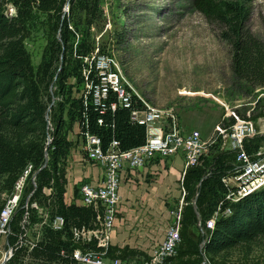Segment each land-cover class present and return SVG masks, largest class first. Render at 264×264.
Segmentation results:
<instances>
[{
    "label": "trees",
    "instance_id": "16d2710c",
    "mask_svg": "<svg viewBox=\"0 0 264 264\" xmlns=\"http://www.w3.org/2000/svg\"><path fill=\"white\" fill-rule=\"evenodd\" d=\"M252 1L193 0V7L209 23L216 24L220 39L228 43L233 76L252 87H264V43L253 36L248 26ZM9 5L15 9L12 17L6 13ZM98 7V0H0V210L4 204L1 196L10 195L29 169L27 175L30 181L34 178L35 185L30 182L23 191L10 223L8 243L13 245L17 240L25 199L34 190L29 205L37 202L45 207L48 202L50 218L58 215L65 221L62 232L44 228L41 241L31 251L46 264L60 257L61 250H68L69 240L62 241V234L70 238L71 226H89L94 217L90 208L64 203L66 160L73 147L66 138L67 128L77 123L81 134L87 131L101 139L103 150L113 138L120 142L121 150L144 142V128L130 123L128 110L109 112L103 116L104 125L98 126V112L89 101L84 104L86 79L82 73L87 67L84 59L91 57L94 47L83 37L77 44L71 42L76 35L72 28L83 26L82 15L87 19L86 26L91 25ZM34 14L46 18L48 34L36 68L24 47L29 36L28 24ZM70 78L75 84L67 86ZM91 78L90 73L88 79ZM80 85L83 89H76L74 95L72 89ZM52 86L56 89L53 93L49 91ZM263 117L264 112H259L249 120L255 122ZM263 140L264 136L255 137L245 145L246 151L253 153ZM234 160V153L213 149L200 166L186 170L179 183L185 191V205L181 212L180 244L173 264L198 263L201 244L210 260L217 259L224 264L230 260L226 257L230 250L247 249L264 239V188L232 204L231 214L218 217L212 230L205 226L224 196L221 178L232 169ZM29 212L33 224L37 220L32 209ZM198 223L203 233L194 232ZM23 251H26L23 247L17 248L9 264H16ZM138 254L141 253L126 246L108 249L110 258L124 259Z\"/></svg>",
    "mask_w": 264,
    "mask_h": 264
},
{
    "label": "built area",
    "instance_id": "2783aa9c",
    "mask_svg": "<svg viewBox=\"0 0 264 264\" xmlns=\"http://www.w3.org/2000/svg\"><path fill=\"white\" fill-rule=\"evenodd\" d=\"M7 12V15L12 17L15 14L14 7L7 6ZM84 62L87 64L82 73L86 79L84 104L89 101L88 103L98 112L97 125H104L103 116L109 112L114 113L117 109L128 110L130 123L144 128V142L128 150H121L120 142L113 138L103 150L99 137L87 131L83 134L79 133L85 142L84 158L101 168L102 174L97 185L79 184L75 195L65 204L90 208L94 217L89 226H71L70 238L62 234V241L69 240L66 246L68 250H61V256L50 264H173L180 244L181 212L185 205V191L182 188L176 205L167 204L168 214L162 226L155 227V233L151 236L150 250L147 253L124 259L108 256L111 234L121 201L119 194L121 172L124 169L130 171L144 169L156 159L166 161L180 156L183 162L181 172L178 174L180 183L186 170L200 166L213 149L234 153L232 169L221 178L225 190L224 196L217 203L211 218L205 223L206 228L212 230L218 217H227L231 214L232 204L264 188V140L251 154L245 149V145L252 139L264 136V126L262 130H256L249 118L234 117L231 121L223 117L206 139L197 131L187 133L182 129L180 119L173 109L154 107L141 97L115 56L107 53L92 54L90 58H85ZM90 73L93 78L88 79ZM21 179L22 177L15 184L10 195L4 194L7 197L3 199L4 204L0 210V249L7 247L2 253L3 259L0 260V264H9L13 260L15 250L22 247L25 237V232L20 229L13 245H9L7 239L11 234L10 223L23 190ZM32 185L35 184L32 182ZM33 193L34 190L28 194V199ZM29 208L32 209L37 220L32 226L35 225L39 229L40 241L44 228H49L52 232L63 231L65 225L63 217L48 216V202L44 207L37 202L29 205V200H26L25 212L22 216L24 225L31 223ZM197 227L203 233L200 223ZM36 244L37 241L29 243L26 251L19 254L17 261L19 264L47 263L31 252ZM216 260L212 261L207 257L201 244L199 262L196 264H220ZM224 264L237 263L226 260Z\"/></svg>",
    "mask_w": 264,
    "mask_h": 264
},
{
    "label": "rangeland",
    "instance_id": "374dc122",
    "mask_svg": "<svg viewBox=\"0 0 264 264\" xmlns=\"http://www.w3.org/2000/svg\"><path fill=\"white\" fill-rule=\"evenodd\" d=\"M98 4V14L91 25L86 26L87 19L82 15L83 26H72L76 35L71 42L77 44L83 37L94 47L93 55L115 56L136 91L154 107L173 109L179 119L193 120L203 133L223 117L244 119L264 112V87H252L233 76L228 43L220 39L216 24L209 23L195 10L193 0H98ZM46 24V18L40 14H34L28 24L29 36L24 47L34 68L47 44ZM248 26L253 36L264 43V0L252 1ZM66 84L73 85L75 81L70 78ZM76 89L81 91L83 86L73 88L74 95ZM49 91L56 89L52 86ZM252 124L256 130H262L264 117ZM79 133L74 123L67 128L66 138L73 143L70 152L75 153L77 145L84 154L85 142ZM28 170L21 176L20 201L32 182ZM177 178L171 183L176 191L162 197V211L150 215L153 230L164 223L167 204L175 206L181 196ZM6 197L1 196L2 200ZM19 225L25 232L21 244L24 250L29 243L40 241L35 225H24L22 219ZM197 228L196 224L194 232L201 233ZM6 249H0V257ZM226 257L233 263L264 264V239L247 249L234 248Z\"/></svg>",
    "mask_w": 264,
    "mask_h": 264
},
{
    "label": "crops",
    "instance_id": "0c3cea01",
    "mask_svg": "<svg viewBox=\"0 0 264 264\" xmlns=\"http://www.w3.org/2000/svg\"><path fill=\"white\" fill-rule=\"evenodd\" d=\"M180 122L185 132L197 131L205 139L209 137L216 124L215 122L203 133L200 126L193 124V120L180 119ZM78 149L76 145L75 153L70 152L66 160L67 184L64 203H69L79 184L97 185L101 179V168L85 159L84 154ZM182 165V158L176 156L166 161L159 159L151 161L144 169L133 171L124 169L121 172L119 188L121 201L117 214L120 218H117L111 234L112 247L126 246L140 253H147L150 250L151 236L155 233L153 226L150 225L152 224L149 221L150 215L162 211L161 200L167 192L176 191L173 190L171 183L178 177Z\"/></svg>",
    "mask_w": 264,
    "mask_h": 264
},
{
    "label": "water",
    "instance_id": "95a60500",
    "mask_svg": "<svg viewBox=\"0 0 264 264\" xmlns=\"http://www.w3.org/2000/svg\"><path fill=\"white\" fill-rule=\"evenodd\" d=\"M50 109V108H49ZM49 109H48V111H49ZM45 159H46V163H47V153L45 152ZM46 165V164H45ZM195 204V203H194ZM193 204V205H194Z\"/></svg>",
    "mask_w": 264,
    "mask_h": 264
},
{
    "label": "bare ground",
    "instance_id": "6f19581e",
    "mask_svg": "<svg viewBox=\"0 0 264 264\" xmlns=\"http://www.w3.org/2000/svg\"><path fill=\"white\" fill-rule=\"evenodd\" d=\"M3 259V255L0 257V260H2Z\"/></svg>",
    "mask_w": 264,
    "mask_h": 264
}]
</instances>
